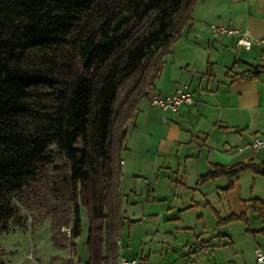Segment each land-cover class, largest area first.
Masks as SVG:
<instances>
[{
	"label": "trees",
	"instance_id": "trees-1",
	"mask_svg": "<svg viewBox=\"0 0 264 264\" xmlns=\"http://www.w3.org/2000/svg\"><path fill=\"white\" fill-rule=\"evenodd\" d=\"M197 1L0 0V233L45 208L54 241L70 226L74 248L85 209L86 264H120L127 126ZM245 170L264 176V161L204 178L229 190ZM248 203L264 219V199Z\"/></svg>",
	"mask_w": 264,
	"mask_h": 264
},
{
	"label": "crops",
	"instance_id": "crops-1",
	"mask_svg": "<svg viewBox=\"0 0 264 264\" xmlns=\"http://www.w3.org/2000/svg\"><path fill=\"white\" fill-rule=\"evenodd\" d=\"M215 23L248 31L251 48L238 47V36L215 39L209 30ZM184 86L193 94L192 105L164 115L147 97L127 126L130 146L142 157L141 171L152 173L156 183L166 173L179 189H186L168 199L140 174L136 177L144 179V187L134 190L135 195L121 191L124 219L118 260L125 256L139 258L141 264H226L236 254L232 235L221 230L225 227L219 224L222 217L214 203L199 193L204 183L222 178H204L216 165L264 161V146L252 147L255 138L264 140V0L197 1L151 91L168 94ZM163 156L167 160L160 162ZM126 164L123 158L122 166ZM189 183H198V188ZM236 187L237 182L232 189ZM207 212L218 222L209 226ZM257 243L254 251H264ZM216 244H224L229 253H210L208 246ZM202 247H208L207 253ZM200 254L207 257L201 259Z\"/></svg>",
	"mask_w": 264,
	"mask_h": 264
},
{
	"label": "rangeland",
	"instance_id": "rangeland-1",
	"mask_svg": "<svg viewBox=\"0 0 264 264\" xmlns=\"http://www.w3.org/2000/svg\"><path fill=\"white\" fill-rule=\"evenodd\" d=\"M127 141L128 138L126 137L127 149L123 151L122 157L127 161V164L123 166L124 175L121 191L128 190L130 194L132 190L131 193L135 195L134 190L144 187L146 185L144 179L147 178L148 182L152 180L158 189L163 190L166 194L160 192V195L168 199L170 196L182 194L186 188L181 186L182 188L179 189L174 182L170 181L166 173L159 176V183L155 182L156 178L152 176V173L145 175L146 173L141 171V154H136L134 148H131L133 146L131 140ZM175 156L174 153L171 155L173 158H176ZM166 160V156L159 159L160 162ZM140 174L144 176V179L138 181L136 176ZM236 182L235 190H225L224 187L228 184V180L222 177L204 183L199 194L205 195L207 200L214 203L223 219L232 214L242 215V218L221 224L222 227H225L221 230H227L232 235V240L236 246V254H233L231 261L226 264H258L254 249L259 246L257 242L264 246V219L258 216L245 200L255 197L264 199V176H255L250 170H245ZM190 185L192 188H198V183ZM230 190L232 193L228 196ZM124 203H126L125 199ZM47 211L45 208L39 211L23 210L25 225H11L8 231L0 233V250H2L0 264H68L69 261H72L73 264H86L89 251L87 247L88 217L85 209L82 211V233L74 239V248L70 244L71 234L69 235L67 230L71 231L70 226L62 228L60 236L61 239H64L63 243L54 241L55 225L53 224L55 218L49 215ZM206 219L209 226L214 225L215 221L218 222V217L209 212L206 214ZM216 245V247L208 246L210 253L213 252L212 250L217 251L218 249L221 250H218L217 253L222 255L229 253V250L224 248V244ZM206 257L200 254L201 259Z\"/></svg>",
	"mask_w": 264,
	"mask_h": 264
},
{
	"label": "built area",
	"instance_id": "built-area-1",
	"mask_svg": "<svg viewBox=\"0 0 264 264\" xmlns=\"http://www.w3.org/2000/svg\"><path fill=\"white\" fill-rule=\"evenodd\" d=\"M209 30L215 39L220 37L238 36V47H245L246 49H250L253 44V39L248 31H241L221 23L211 24L209 26ZM148 98L150 103L154 106L159 107L164 115H166V113L168 112L178 113L179 109L183 105H192L194 103L193 94L191 90L186 86L178 89L173 93L168 94H161L158 92L150 91ZM164 120L166 121L165 116ZM261 146H264V140L259 137L255 138L252 142V147L254 149H258ZM67 230L68 234L70 235L71 231L69 229ZM201 251L207 253L208 247H202ZM255 254L257 263L264 264V251L262 249H256ZM123 259L126 264H141L139 258H127L123 256Z\"/></svg>",
	"mask_w": 264,
	"mask_h": 264
},
{
	"label": "bare ground",
	"instance_id": "bare-ground-1",
	"mask_svg": "<svg viewBox=\"0 0 264 264\" xmlns=\"http://www.w3.org/2000/svg\"><path fill=\"white\" fill-rule=\"evenodd\" d=\"M120 264H126V262H124L123 256L120 257Z\"/></svg>",
	"mask_w": 264,
	"mask_h": 264
}]
</instances>
